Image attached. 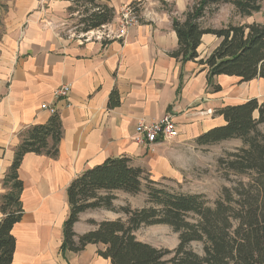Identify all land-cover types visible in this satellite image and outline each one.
Masks as SVG:
<instances>
[{
	"label": "crops",
	"instance_id": "1",
	"mask_svg": "<svg viewBox=\"0 0 264 264\" xmlns=\"http://www.w3.org/2000/svg\"><path fill=\"white\" fill-rule=\"evenodd\" d=\"M74 1H3L0 196L5 192L1 180L16 147L31 127L43 125L51 117L40 109L41 104L55 106L62 126L56 158L29 153L18 169L23 212L11 231L15 239L11 264H111L97 255L98 249H104L102 245H87L79 253L60 252L69 212V184L84 171L119 157L129 158L131 165L144 170L153 182L179 181L191 164L186 148H191L198 136L224 124L215 113L218 109L251 99L264 101V79L260 78L241 83L236 77L215 76L212 83L220 90L211 91L208 68L198 61L219 44L213 35L201 37L195 61L181 65L169 56L177 48L172 17H181L192 0H101L99 5L114 10L113 20L105 25L110 31L118 29L123 8L136 5L138 9L137 23L123 38L110 40L98 39L95 30L83 33L69 28L70 21L78 17L77 11H71ZM259 14L240 17L232 6L221 5L203 25L221 27L229 23L230 15L236 19L231 22L235 25L264 24V16ZM61 85L71 88L68 98L59 101L54 92ZM113 90L118 93L119 105L109 109ZM165 114L172 115L179 130L176 139L151 146L133 141L137 123L154 122ZM117 192H113L115 207L145 205L143 193L138 194L144 196L140 206H134L129 198L138 195ZM117 218L124 216L102 209L86 211L73 230L81 235L95 228L88 220ZM154 227L170 230L164 225Z\"/></svg>",
	"mask_w": 264,
	"mask_h": 264
},
{
	"label": "trees",
	"instance_id": "2",
	"mask_svg": "<svg viewBox=\"0 0 264 264\" xmlns=\"http://www.w3.org/2000/svg\"><path fill=\"white\" fill-rule=\"evenodd\" d=\"M101 0H75L76 8L87 6L77 17V31L89 32L109 24L114 10L99 5ZM221 5H230L240 17H249L262 9V0H192L181 17H172L171 25L177 48L169 56L181 65L198 58L197 48L203 35L219 39L217 47L198 63L208 68L207 81L213 92L220 90L212 83L215 76L236 77L241 83L264 79V24L235 25L231 22L214 28L203 20L215 14ZM134 7L136 16L138 9ZM76 11L75 7L71 9ZM138 20V16H137ZM119 105L113 90L107 106ZM224 124L198 136L199 147L223 141L239 140L240 148L218 159L224 172L252 174L253 186L238 184L233 192L223 188L213 207L203 194L173 193L148 179L144 170L133 167L127 157L112 158L84 171L67 187L69 212L63 224L60 252L79 253L87 245H102L97 255L111 264H264V101L248 100L226 106L215 112ZM62 137L61 120L51 115L43 125L31 127L16 147L13 160L1 185L0 196V264H11L15 239L13 226L22 216L20 195L23 184L18 169L26 154L56 158ZM144 192L145 205L132 208L129 204L115 207V191L131 196ZM237 198H235V197ZM106 210L124 218L95 222L81 235L73 227L79 216L90 210ZM168 226L177 234L178 244L161 249L137 240L134 233L141 227ZM192 242L202 245V255L190 249Z\"/></svg>",
	"mask_w": 264,
	"mask_h": 264
},
{
	"label": "rangeland",
	"instance_id": "3",
	"mask_svg": "<svg viewBox=\"0 0 264 264\" xmlns=\"http://www.w3.org/2000/svg\"><path fill=\"white\" fill-rule=\"evenodd\" d=\"M4 0H0V35L2 32V14L6 10V6L3 4ZM87 6H79L75 9L79 13H82ZM259 13V12H258ZM259 17L264 16V0H262V9ZM256 14V13H255ZM238 16V15H237ZM229 22H235L236 19L230 15ZM138 21V20H137ZM77 18L73 19L69 23V28L74 32ZM260 130L264 132V126L260 127ZM242 146L239 140L223 141L215 145L199 147L194 142L191 148H186L185 153L188 154V160L191 164L185 168L182 173V177L179 181L176 180H162L159 182L160 188H165L173 193H185V194H203L208 201V206L213 207V203L217 200L222 193L223 188L230 189L233 192L234 187L238 184H243L246 187L253 186V175L248 174H234L231 172H224L218 164V159L224 157L227 152H234L235 149ZM142 192H144L145 183L142 184ZM119 193V192H117ZM143 195H138L131 199V204L134 206H140L142 203ZM235 197V196H234ZM237 198V197H235ZM120 199V198H119ZM123 196L121 195V199ZM163 227H144L137 232V237L140 240L146 241L161 249H174L178 244L177 234L171 229L168 231L161 230ZM190 249L194 252L202 255V245L199 242H192Z\"/></svg>",
	"mask_w": 264,
	"mask_h": 264
},
{
	"label": "built area",
	"instance_id": "4",
	"mask_svg": "<svg viewBox=\"0 0 264 264\" xmlns=\"http://www.w3.org/2000/svg\"><path fill=\"white\" fill-rule=\"evenodd\" d=\"M134 9L135 8L132 6H126L123 8L118 22L119 27L116 31H110L105 26L96 29L95 31L97 33V38L103 40L123 38L127 32V29L137 23V16ZM70 88L71 87L69 85H61L58 87L54 92L55 99L59 101L67 99L70 93ZM40 109L49 113L50 115L56 114V108L54 105L43 103L41 104ZM178 136L179 130L176 127L172 115L165 114L159 120L154 122L147 123L141 121L137 123L132 139L139 145L151 146L174 140Z\"/></svg>",
	"mask_w": 264,
	"mask_h": 264
}]
</instances>
